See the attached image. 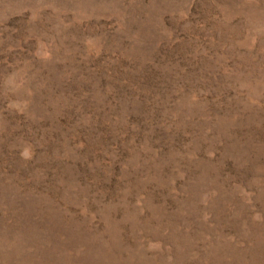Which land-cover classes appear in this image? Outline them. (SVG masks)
Segmentation results:
<instances>
[{
  "label": "rangeland",
  "instance_id": "1",
  "mask_svg": "<svg viewBox=\"0 0 264 264\" xmlns=\"http://www.w3.org/2000/svg\"><path fill=\"white\" fill-rule=\"evenodd\" d=\"M0 264H264V0H0Z\"/></svg>",
  "mask_w": 264,
  "mask_h": 264
}]
</instances>
